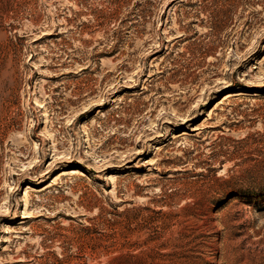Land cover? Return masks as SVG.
<instances>
[{"label":"rangeland","instance_id":"374dc122","mask_svg":"<svg viewBox=\"0 0 264 264\" xmlns=\"http://www.w3.org/2000/svg\"><path fill=\"white\" fill-rule=\"evenodd\" d=\"M0 264H264V0H0Z\"/></svg>","mask_w":264,"mask_h":264},{"label":"bare ground","instance_id":"6f19581e","mask_svg":"<svg viewBox=\"0 0 264 264\" xmlns=\"http://www.w3.org/2000/svg\"><path fill=\"white\" fill-rule=\"evenodd\" d=\"M233 95V94H232ZM231 93L226 95V98L225 100H228L229 98L232 97ZM77 174H80V172L76 169H73L72 171L68 172V173H64L63 175H77Z\"/></svg>","mask_w":264,"mask_h":264}]
</instances>
